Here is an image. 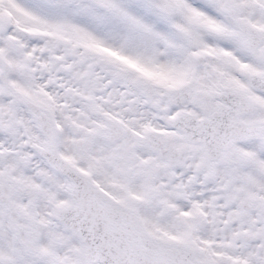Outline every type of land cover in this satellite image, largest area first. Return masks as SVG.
Segmentation results:
<instances>
[{"label":"snow or ice","instance_id":"1","mask_svg":"<svg viewBox=\"0 0 264 264\" xmlns=\"http://www.w3.org/2000/svg\"><path fill=\"white\" fill-rule=\"evenodd\" d=\"M0 264H264V0H0Z\"/></svg>","mask_w":264,"mask_h":264}]
</instances>
